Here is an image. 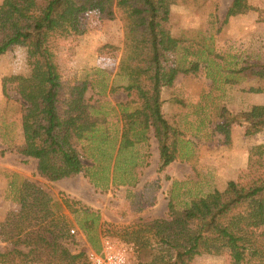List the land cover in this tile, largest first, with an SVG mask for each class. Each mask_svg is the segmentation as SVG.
<instances>
[{
    "label": "trees",
    "instance_id": "trees-1",
    "mask_svg": "<svg viewBox=\"0 0 264 264\" xmlns=\"http://www.w3.org/2000/svg\"><path fill=\"white\" fill-rule=\"evenodd\" d=\"M204 2L2 0L0 56L23 47L30 69L28 76L2 79L3 95L7 96L10 88L24 103L21 142L8 144L9 150L35 159L38 175L50 182L85 172L95 187H106L112 165V175L119 173L118 183L128 185L131 172L140 166L136 146L145 144L152 132L159 154L156 172L165 171L178 157L182 132L163 111L162 91L173 86L178 74L198 70L196 62H189L187 68L176 66L175 55L183 41L171 33L170 11L175 5L200 7ZM92 11L118 19L122 27V56L115 73L120 83L111 91H122L126 101L117 104L119 126L115 131L106 126L104 115L97 116V105H89L91 98H85L88 85L72 88L67 100L61 94L56 34H82L81 18ZM251 12L264 24V8L252 6L249 0H232L225 20ZM228 73L229 83L253 82L248 92L261 94L264 100V61L245 56ZM68 103L72 113L66 110ZM236 124L244 126L246 137L264 133V102L236 114L222 107L216 132L228 142ZM82 157L93 165L85 167ZM96 163L101 167L95 172ZM96 173L101 175L99 180ZM246 178V182L229 181L224 190L193 197L182 207L170 200L164 218L140 220L124 229L123 235L136 256L146 259L142 264H191L203 255L225 256L229 264H264V232L258 231L264 226V144L251 150ZM114 180L113 176L112 183ZM143 188L146 192L150 189L145 201L153 207L158 184L148 183ZM17 202L19 213L0 222V241L13 246L0 252V264H87L85 252L74 253L67 247L73 222L61 214L64 209L75 216L91 247L99 250L97 214L65 198L55 200L28 178L18 185Z\"/></svg>",
    "mask_w": 264,
    "mask_h": 264
},
{
    "label": "rangeland",
    "instance_id": "rangeland-1",
    "mask_svg": "<svg viewBox=\"0 0 264 264\" xmlns=\"http://www.w3.org/2000/svg\"><path fill=\"white\" fill-rule=\"evenodd\" d=\"M231 1L205 0L200 7H171V33L183 41L182 49L175 55L176 66L187 68L189 62H196L198 70L194 74H178L173 86L162 91L163 111L174 119L182 132L178 157L165 171L158 174L150 168L157 150L156 140L150 132L148 141L136 146L140 166L131 172L132 179H129L131 183L128 185L118 183L119 173L112 175V165L109 166L106 187L102 184L95 187L85 172L70 180L55 182L32 175V180L55 200L65 198L74 202L76 207L97 214L96 231L100 241L109 237L130 242L124 237L123 230L140 220L164 218L170 200L182 207L193 197L224 190L229 181H247L249 154L255 146L264 144V133L246 137L244 126L236 124L232 126L227 142L215 127L222 107L236 114L264 102L261 94L248 92L253 82L233 84L227 80L230 78L228 71L238 67L243 57L264 61V24L258 22L252 12L225 20ZM249 2L254 7L264 8V0ZM81 29L83 33L78 35L67 32L56 34L54 51L62 76V98L67 100L74 85L90 83L95 94L92 91L87 95L85 93L86 98H91L89 105L96 104L97 116L104 115L106 126L115 131L119 126V108L112 97L118 92H112L111 88L120 83L115 73L122 56L121 22L92 11L82 16ZM104 46L119 50L110 51V48L103 49ZM29 72L25 48L14 47L0 56V222L6 219L5 216L15 217L12 216L15 209L20 208L17 188L24 178L17 171L26 173L34 168L32 158L26 157L28 159L25 160L24 156L7 147L8 144L13 146L21 142L20 118L24 103L10 88L7 96L3 95L2 79L15 75L28 76ZM124 95L122 92L115 98L122 100ZM66 105L67 112L72 113V106L69 103ZM82 162L85 167L93 165L85 157H82ZM100 167V164H94L93 171ZM98 173L95 176L97 180L101 178ZM148 183L158 184L159 200L153 208L145 201L148 191H144L143 187ZM61 214L73 222L69 231L71 236L66 242L69 250L76 253L92 248L86 235L76 225L71 211L64 209ZM258 231L264 232V226ZM12 247L10 243L0 241V252ZM134 259L136 264L146 261L135 253ZM191 264L229 262L225 256L203 255L196 257Z\"/></svg>",
    "mask_w": 264,
    "mask_h": 264
},
{
    "label": "built area",
    "instance_id": "built-area-1",
    "mask_svg": "<svg viewBox=\"0 0 264 264\" xmlns=\"http://www.w3.org/2000/svg\"><path fill=\"white\" fill-rule=\"evenodd\" d=\"M85 259L87 264H136L133 245L127 240L109 237L101 239L99 250L87 249Z\"/></svg>",
    "mask_w": 264,
    "mask_h": 264
},
{
    "label": "crops",
    "instance_id": "crops-1",
    "mask_svg": "<svg viewBox=\"0 0 264 264\" xmlns=\"http://www.w3.org/2000/svg\"><path fill=\"white\" fill-rule=\"evenodd\" d=\"M88 86H87V90H86V95H87V93L89 92V91H92L94 94H95V92H94V90L92 89V85L90 84V83H88L87 84ZM74 87H80V85H74L72 88H74ZM92 89V90H91ZM116 92H118V94H114V96L112 97V98H114V101L116 102L117 101V103H120V102H125L126 101V96L124 95V98L122 99V100H120V98L119 97H116L115 98V96H117V95H121L122 94V91H120V90H118V91H116ZM124 94V93H123ZM85 95V96H86ZM89 96H91V95H89ZM97 97V96H96ZM86 98V97H85ZM88 98V97H87ZM233 128V127H232ZM232 130V129H231ZM154 163L153 162H151L150 163V168H152V169H157V166H158V162H159V154H158V149L154 152ZM153 156H152V158H153ZM28 158H26L25 157V160H27ZM34 160V161H33ZM33 160H31L33 163H34V168L33 169H31L30 171H28V172H26V173H21L20 171H17V173L18 174H20L21 176H22V178H28V179H33L32 178V175L33 174H37L38 175V173H37V170H36V165H37V161L35 160V159H33ZM174 163V162H173ZM79 175V174H78ZM77 176V175H76ZM75 177V176H74ZM70 179H72V177H70V178H66V179H62V180H59V181H67V180H70ZM159 200V193H157V195H156V201H158ZM153 207H155V206H153ZM152 207V208H153ZM15 213L12 215V216H14V215H17L18 213H19V211H20V208H16L15 209ZM4 218H7V216H5Z\"/></svg>",
    "mask_w": 264,
    "mask_h": 264
}]
</instances>
